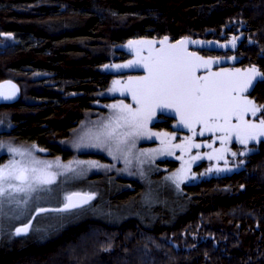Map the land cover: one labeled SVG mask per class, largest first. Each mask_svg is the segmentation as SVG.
<instances>
[{
  "label": "trees",
  "instance_id": "trees-1",
  "mask_svg": "<svg viewBox=\"0 0 264 264\" xmlns=\"http://www.w3.org/2000/svg\"><path fill=\"white\" fill-rule=\"evenodd\" d=\"M165 36L222 58L216 67L257 66L249 94L264 120V0H0V82L19 88L0 102V137L73 156L60 140L111 98L103 94L116 74L103 69L108 52ZM156 124L172 128L170 117ZM249 144L240 168L184 182L155 222L117 210L46 230L31 215L27 230L0 227V264H264V138ZM115 184L105 188L110 204L134 192Z\"/></svg>",
  "mask_w": 264,
  "mask_h": 264
},
{
  "label": "rangeland",
  "instance_id": "rangeland-1",
  "mask_svg": "<svg viewBox=\"0 0 264 264\" xmlns=\"http://www.w3.org/2000/svg\"><path fill=\"white\" fill-rule=\"evenodd\" d=\"M178 46L168 36L131 38L108 52L112 59L103 69L116 74L103 94L111 98L97 100L95 113L60 140L73 156L0 137V227L15 222L10 229L27 230L31 215L36 228L46 230L132 210L155 222L184 182L240 168L249 143L264 138L261 107L249 94L261 70L216 67L222 58ZM169 117L171 129L156 124ZM168 158L179 166L160 162ZM111 182L134 192L110 204L105 188ZM73 190L93 191V201L74 196L70 203Z\"/></svg>",
  "mask_w": 264,
  "mask_h": 264
},
{
  "label": "water",
  "instance_id": "water-1",
  "mask_svg": "<svg viewBox=\"0 0 264 264\" xmlns=\"http://www.w3.org/2000/svg\"><path fill=\"white\" fill-rule=\"evenodd\" d=\"M19 95V88L18 86L12 81H3L0 82V102L2 101H12L16 99ZM75 193L70 195L69 202H72ZM91 197V194H85V197Z\"/></svg>",
  "mask_w": 264,
  "mask_h": 264
},
{
  "label": "flooded vegetation",
  "instance_id": "flooded-vegetation-1",
  "mask_svg": "<svg viewBox=\"0 0 264 264\" xmlns=\"http://www.w3.org/2000/svg\"><path fill=\"white\" fill-rule=\"evenodd\" d=\"M60 146H62V145H60ZM72 193H76V192H72ZM85 194L87 195V194H90V193H88V192H79L78 194H76L74 196L77 199V201L81 200L82 202H85L87 199H89L88 197H85ZM74 201H76V200H74V198H73L71 203H73Z\"/></svg>",
  "mask_w": 264,
  "mask_h": 264
}]
</instances>
